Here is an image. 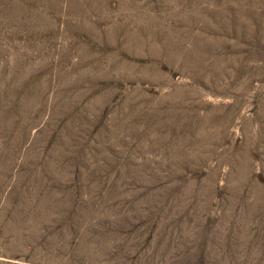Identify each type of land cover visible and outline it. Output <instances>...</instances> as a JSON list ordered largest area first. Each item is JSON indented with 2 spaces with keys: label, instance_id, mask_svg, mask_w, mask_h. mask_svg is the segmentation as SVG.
Segmentation results:
<instances>
[{
  "label": "rangeland",
  "instance_id": "obj_1",
  "mask_svg": "<svg viewBox=\"0 0 264 264\" xmlns=\"http://www.w3.org/2000/svg\"><path fill=\"white\" fill-rule=\"evenodd\" d=\"M0 264H264V0H0Z\"/></svg>",
  "mask_w": 264,
  "mask_h": 264
}]
</instances>
